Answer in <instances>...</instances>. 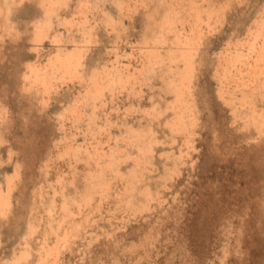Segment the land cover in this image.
<instances>
[{
	"label": "rangeland",
	"instance_id": "obj_1",
	"mask_svg": "<svg viewBox=\"0 0 264 264\" xmlns=\"http://www.w3.org/2000/svg\"><path fill=\"white\" fill-rule=\"evenodd\" d=\"M0 264H264V0H0Z\"/></svg>",
	"mask_w": 264,
	"mask_h": 264
}]
</instances>
